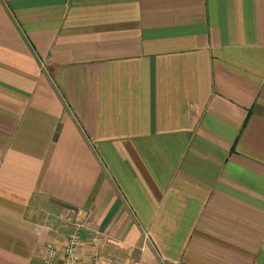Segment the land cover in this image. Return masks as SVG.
I'll return each mask as SVG.
<instances>
[{"label":"crops","instance_id":"0c3cea01","mask_svg":"<svg viewBox=\"0 0 264 264\" xmlns=\"http://www.w3.org/2000/svg\"><path fill=\"white\" fill-rule=\"evenodd\" d=\"M264 264V0H0V264Z\"/></svg>","mask_w":264,"mask_h":264},{"label":"built area","instance_id":"2783aa9c","mask_svg":"<svg viewBox=\"0 0 264 264\" xmlns=\"http://www.w3.org/2000/svg\"><path fill=\"white\" fill-rule=\"evenodd\" d=\"M80 227L76 224L73 233L60 251L54 242H48L41 264H80L78 253L80 245Z\"/></svg>","mask_w":264,"mask_h":264}]
</instances>
